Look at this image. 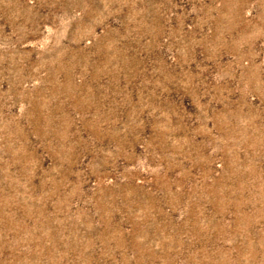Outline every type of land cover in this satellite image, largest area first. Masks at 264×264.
Listing matches in <instances>:
<instances>
[{
	"label": "rangeland",
	"instance_id": "374dc122",
	"mask_svg": "<svg viewBox=\"0 0 264 264\" xmlns=\"http://www.w3.org/2000/svg\"><path fill=\"white\" fill-rule=\"evenodd\" d=\"M0 264H264V0H0Z\"/></svg>",
	"mask_w": 264,
	"mask_h": 264
}]
</instances>
